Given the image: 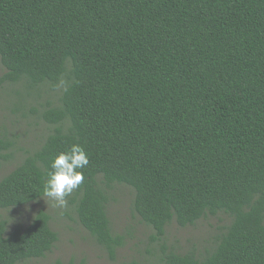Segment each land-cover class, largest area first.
Segmentation results:
<instances>
[{
    "label": "trees",
    "instance_id": "1",
    "mask_svg": "<svg viewBox=\"0 0 264 264\" xmlns=\"http://www.w3.org/2000/svg\"><path fill=\"white\" fill-rule=\"evenodd\" d=\"M0 60V88H62L40 105L42 144L0 180V210L45 197L52 160L80 144L89 164L66 198L113 259L122 185L153 243L173 221L232 218L204 258L163 245L158 264H264V0H0ZM13 146L0 137V161ZM52 219H0V264L51 253Z\"/></svg>",
    "mask_w": 264,
    "mask_h": 264
},
{
    "label": "rangeland",
    "instance_id": "2",
    "mask_svg": "<svg viewBox=\"0 0 264 264\" xmlns=\"http://www.w3.org/2000/svg\"><path fill=\"white\" fill-rule=\"evenodd\" d=\"M5 73L6 69L0 60V77ZM61 90L62 88L53 91L47 86L39 94L29 91L21 84H9L0 88V137L14 143L13 148L6 153L12 156L0 161V180L17 166L29 151L42 144L50 132V127L40 118L43 111L40 105L47 107L48 100L58 104ZM34 109L38 113L33 112ZM112 195L108 209L112 230L114 234L125 236V244L117 250L114 259L108 250L99 246L80 225L78 216L67 198L63 207L54 206L53 201L43 197L38 202L21 208L0 210V219L9 221L8 231L18 226L26 227L40 209H44L53 217L51 227L59 235L56 247L44 258L18 264H54L57 260L64 263L85 261L86 264H158L163 245L180 254L195 251L198 257L204 258L215 248L218 239L232 222L231 217L222 213L216 216L207 215L194 226L184 228L173 221L167 227L164 240L153 243L150 238L154 231L141 224L133 210L134 190L115 185Z\"/></svg>",
    "mask_w": 264,
    "mask_h": 264
},
{
    "label": "clouds",
    "instance_id": "3",
    "mask_svg": "<svg viewBox=\"0 0 264 264\" xmlns=\"http://www.w3.org/2000/svg\"><path fill=\"white\" fill-rule=\"evenodd\" d=\"M89 164V158L80 144H73L66 152H61L51 162V171L47 174L43 194L54 202V206L63 207L68 197L85 179L83 171Z\"/></svg>",
    "mask_w": 264,
    "mask_h": 264
}]
</instances>
